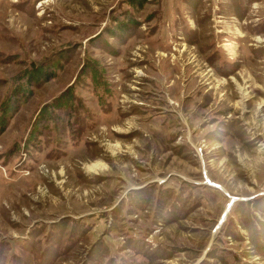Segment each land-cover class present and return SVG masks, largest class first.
I'll return each mask as SVG.
<instances>
[{
  "label": "rangeland",
  "instance_id": "obj_1",
  "mask_svg": "<svg viewBox=\"0 0 264 264\" xmlns=\"http://www.w3.org/2000/svg\"><path fill=\"white\" fill-rule=\"evenodd\" d=\"M0 264H264V0H0Z\"/></svg>",
  "mask_w": 264,
  "mask_h": 264
},
{
  "label": "trees",
  "instance_id": "obj_2",
  "mask_svg": "<svg viewBox=\"0 0 264 264\" xmlns=\"http://www.w3.org/2000/svg\"><path fill=\"white\" fill-rule=\"evenodd\" d=\"M42 77H44V75L42 76V74L39 72V68L35 67L33 68L32 72H31V76L29 78V80L32 83H39L42 80ZM47 78V77H44Z\"/></svg>",
  "mask_w": 264,
  "mask_h": 264
},
{
  "label": "bare ground",
  "instance_id": "obj_3",
  "mask_svg": "<svg viewBox=\"0 0 264 264\" xmlns=\"http://www.w3.org/2000/svg\"><path fill=\"white\" fill-rule=\"evenodd\" d=\"M93 168H94V166L90 167L89 169H93Z\"/></svg>",
  "mask_w": 264,
  "mask_h": 264
}]
</instances>
